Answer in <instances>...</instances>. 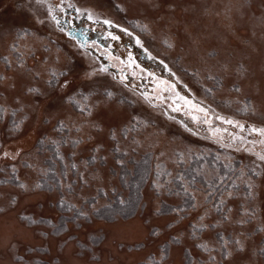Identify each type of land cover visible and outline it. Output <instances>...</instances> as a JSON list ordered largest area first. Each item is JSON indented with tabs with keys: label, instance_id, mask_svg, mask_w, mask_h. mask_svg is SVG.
<instances>
[{
	"label": "snow or ice",
	"instance_id": "1",
	"mask_svg": "<svg viewBox=\"0 0 264 264\" xmlns=\"http://www.w3.org/2000/svg\"><path fill=\"white\" fill-rule=\"evenodd\" d=\"M114 6L127 13L134 5ZM135 6L156 15L153 21L141 23L135 19L130 24L149 34L155 31L151 26L155 24L162 34V46L169 54L175 53L171 63L199 84L206 98L213 97V103L216 92L227 85L229 97L225 102L237 105L236 112L246 114L252 122L222 115L212 103L198 99L177 75L168 55H154L135 31L95 8L65 0H23L19 7L32 13L36 27L18 26L6 54L0 56L4 65L0 71V124L10 135L23 129L35 111L31 99L48 95L39 86L40 81L48 89L59 90L62 103L70 111L56 119L50 132L41 133L31 150L0 148V159L7 161V175L0 180L4 186L0 188V240L7 252L6 264H54L55 258L59 264H88L85 257L95 255L94 245L88 241L95 242L98 237L85 233L83 243L73 241L72 228L99 213L96 197H111L108 208L115 202L120 205V211L113 212L108 222L110 229L117 233L146 230L158 242L155 250L144 254L142 264H177L173 259L177 250L178 264H264V0L258 4L256 0H136ZM68 9L75 12L76 18L86 17L93 25L120 29L149 59L158 60L171 79L136 64L131 52L124 61L106 50L109 61L135 66L151 77L154 91L141 89L123 70L110 73L108 65L95 60L84 72L89 86L68 91L71 81L66 77L72 69L61 62L59 48L53 55L51 32L46 38L39 29L50 26L66 35L71 46L85 56L98 44L87 37L79 39L83 35L79 29L74 33L65 28L72 23L67 19ZM104 35L114 41L120 39L112 31ZM152 38L155 40V35ZM136 75L132 72L133 77ZM102 76H111L115 83L98 85L96 81ZM116 84L136 96L130 103L143 101L153 110L160 109L168 121L193 135L199 136L201 128L207 126L210 135L204 138L246 153L248 163H243L242 157L237 164L229 154L221 164L219 153L209 163L204 154L197 155L191 147L169 151L160 139L163 129L154 120L121 107L123 93L117 99ZM181 112L193 126L173 115ZM213 121L240 131L229 133L225 141L223 133L228 129L214 126ZM101 134L110 140L107 147L99 139ZM82 146L88 148L83 158ZM141 149L146 151L140 180L147 178L150 192H142L137 184V201L133 203L114 186L102 184L98 165L106 163L111 155L125 176L134 174L132 169L141 163L134 153ZM150 160L154 161L151 169L147 167ZM21 167L28 170L29 178L21 177ZM93 184L97 186L96 197H89L85 189ZM41 191L50 198L55 215L25 211L18 213L15 221L8 218V212L22 198ZM129 205L137 211H124ZM21 229H32L38 240L24 251L16 239ZM53 240L61 241L58 251ZM77 245L84 250L83 255L77 253ZM108 264L122 262L114 255Z\"/></svg>",
	"mask_w": 264,
	"mask_h": 264
},
{
	"label": "rangeland",
	"instance_id": "2",
	"mask_svg": "<svg viewBox=\"0 0 264 264\" xmlns=\"http://www.w3.org/2000/svg\"><path fill=\"white\" fill-rule=\"evenodd\" d=\"M54 2H59V0H54ZM68 2H75L78 6L82 7H93L98 13H103L104 16L112 18L114 21L123 24L125 27H129L130 30L135 31L137 35H140L142 40L145 42V46L149 48V50L154 54H160L161 58L163 56L168 55V60L171 63L173 56L175 53L169 54L167 50L162 46V34L159 31V28L153 24L151 25L155 31L152 34L143 33L139 28H136L134 23H129V21H134L135 19H140L141 23L153 21L156 13H146L142 8L136 5V0H65ZM259 0H256L258 4ZM23 3V0H0V56L6 54V49L8 44L12 40V35L15 33V30L18 26H26V27H36L34 21L32 19V13L27 9L19 7V5ZM116 3H126L129 5H134L129 7L127 13L119 11L115 8ZM147 17V20L144 17ZM45 37H48V33L51 32V39L55 42L53 55H55V49H60L61 62L68 64V66L72 69L71 74L66 77L71 81V85L68 91H71L72 88L77 86L88 87L89 82L84 80V72L88 70L89 65L95 60L96 63H101L100 59L94 57L91 52L88 50V55L85 56L81 51H78L69 43L70 38L66 35H61L55 30H52L49 26L48 28L41 27L39 29ZM155 35V40L152 38ZM135 42V41H134ZM136 44V43H135ZM141 49V48H140ZM129 51V50H127ZM143 51V49H142ZM122 50L115 52L113 56H119ZM39 55V53H37ZM158 61V60H157ZM115 66L121 68V64L114 60ZM141 66V65H140ZM173 69L177 71V75L180 76L185 83H188L192 88V93L196 95L198 99L205 100L207 103H212L213 108L217 112L222 115L232 116L236 120H240L241 122H252L248 119L247 115L244 113H237L235 104H228L225 100L229 97V92L227 91V85H225L224 89L218 90L215 95V102L213 103V97H205L203 89L197 84L194 80H192L189 76L185 75L183 72L179 71V65L171 63ZM145 68L144 66H141ZM158 69L160 75L163 78H168L169 74L163 69ZM4 65L3 61L0 60V71H3ZM147 69V68H146ZM149 70V69H148ZM110 73L113 71L109 70ZM137 75L135 76L134 84L140 86L141 89L144 90L143 84L144 79L147 78L146 73H141L140 68H137ZM96 83L98 85H112L115 81L112 80L111 76H102L99 78ZM151 84V85H150ZM39 86L44 89L45 92L48 93L46 96H36L31 99L30 103L35 107V111H32L30 119L26 122L25 126L21 131L14 134H9L6 130V126L4 124H0V148L7 147L9 149H14L16 147H21L25 151L31 150L34 145H36L37 138L44 132H50L53 124H55L56 119L58 117H63L70 111L66 105H64L60 99L59 90H51L48 89L43 81L39 82ZM150 86V87H149ZM147 91L153 92L155 86L153 83H148ZM178 89H180L178 85ZM114 91L117 93V99H121V93H123L124 103L121 107L124 108L125 111L131 112L135 110L136 112L142 113L145 117H150L155 121V125L159 128L163 129V134L160 139L162 144H166L169 151L172 149H184L186 147H191L196 154L207 151H221L222 156H227L231 154L233 159L241 160L242 157L243 163L247 164L248 159L246 153H238L233 151L230 148L221 147L219 143L214 139L204 138L209 136L206 128L204 126L201 128V132L199 136L193 135L192 133L187 132L183 127H181L178 123L173 121H168L165 117L160 114V109L153 110L147 106L146 103L140 101L136 104L130 103V101L135 100L136 96L127 90L121 89L119 84H116ZM192 93H186L188 95H192ZM165 96L168 95L167 92L163 93ZM11 95V94H10ZM166 107V105H164ZM28 111H31L29 109ZM173 115L177 116V120L184 119L189 126H193L190 118L185 117L183 112L181 113H173ZM214 126H218L221 128H227L228 132L223 133L225 141L228 140V134L232 132H239L240 130L235 128L234 126L225 125L220 121H213ZM195 127H199L196 125ZM241 134H247L241 133ZM99 139L103 141L105 147L110 144V140L106 134H101ZM67 151V149H65ZM81 157H86L88 154V148L82 146L81 149ZM146 149H141L134 153V156L139 158L141 154H144ZM50 155V153H48ZM45 165H47L46 160L43 157L40 158ZM7 161L0 159V169L4 171H0V180H3L4 176L7 175V169L5 168V164ZM100 168V174L103 177L102 184H107L110 188L115 187L116 189L121 188L119 183V168L115 165L114 160L111 155L106 163L98 165ZM20 175L22 178H29L28 170L24 167L20 168ZM4 187L0 184V188ZM96 185L93 184L90 188L85 189V193L87 196L96 194ZM149 191L148 185L146 183L143 192ZM99 205L105 203V199L98 198ZM2 206V205H0ZM11 211H16L17 214L20 212H43L44 214L55 215V211L53 210V205L43 191L38 192L36 194L30 195L26 198H22L20 203L16 206V208L11 209ZM108 222L105 220H101L98 218H91L90 220L84 222L82 225H77L72 228V239L73 241L79 240L83 243V237L85 233L89 236H96L98 239L93 242L89 240V244H93L95 248V255H88L87 261L91 264H108L109 261L112 260V257L115 255L119 258L122 264H137V262L142 261V257L149 250H155L157 247V241H153L147 231L145 230L143 234L134 236L133 239L119 238L118 235L114 234L115 232L108 227ZM71 227V226H70ZM141 232V231H139ZM116 236H112V235ZM63 236V234H61ZM112 236V246L109 247L105 243L107 239H110ZM16 239H18L21 243V251H24L25 248H30L33 244L38 243L37 241L30 240L28 238L27 232H19L17 234ZM163 238H161L162 240ZM54 245V249L58 251L59 245L61 243L60 240L52 241ZM76 251L79 255H83L84 250L79 248V245L76 247ZM108 252L106 256L104 252ZM177 252L173 253V259L178 261L180 259L177 258ZM179 253V252H178ZM54 264H59L58 258H55Z\"/></svg>",
	"mask_w": 264,
	"mask_h": 264
},
{
	"label": "flooded vegetation",
	"instance_id": "3",
	"mask_svg": "<svg viewBox=\"0 0 264 264\" xmlns=\"http://www.w3.org/2000/svg\"><path fill=\"white\" fill-rule=\"evenodd\" d=\"M67 19L72 21V23L65 25L66 29H71L74 33L77 29H79L83 33V37H87L89 41L95 40L98 42L97 46L90 47L89 51L92 55H94V57L100 59L101 63L108 65L109 70L113 71V73L119 74V72L123 70L130 81H135V77L132 76V72H135L137 67H129L126 64L121 65V68L116 67L114 60L109 61L108 59L106 50L110 51L113 55L115 52L121 49V60L127 61V54L128 52H131L136 64L144 66L145 68L149 69V71L154 72L156 75H160L158 74V68L162 69V67L159 62L157 60L149 59L144 51H142V49H140V47L135 44L134 40L130 39L126 34H122L120 29L114 27L109 28L108 26L102 24L93 25L86 19V17L76 18V14L72 9L67 10ZM93 28L95 31L92 30ZM85 29H87V31H85ZM106 31L114 32V34L120 36V39L114 41L111 38L106 37L104 35ZM146 77L147 78H145L143 81L144 83H142L144 90L148 89V83H152V78L148 76Z\"/></svg>",
	"mask_w": 264,
	"mask_h": 264
},
{
	"label": "trees",
	"instance_id": "4",
	"mask_svg": "<svg viewBox=\"0 0 264 264\" xmlns=\"http://www.w3.org/2000/svg\"><path fill=\"white\" fill-rule=\"evenodd\" d=\"M159 69V68H158ZM219 153L221 156V160L220 163L223 164L224 163V156H222L221 151H214V150H208L207 151H202L200 153H198V155L200 154H204V156L208 159L209 163H211L212 159L216 156V154ZM152 154L149 153V156H151ZM136 159H138L139 161H141V163H138L137 166L132 169V165H129V168L132 169V173L134 174H129L127 176H125L120 170H119V183L121 185V188L117 189L120 192H123L125 194V197L127 199H129L130 201H132L133 203H135L137 201V188L136 185L139 184L141 191L143 192V189L147 183V178H145L144 181L140 180V177L142 175H144V168L145 165L142 163L143 159H145L144 154H141V156L139 158L135 157ZM234 162H236L237 164H239L241 162V160L238 159H233ZM48 163V161H46ZM193 166H195V161L192 162ZM154 161L150 160L149 164L147 165V167L149 169H151L153 167ZM125 181H127V183H125ZM89 197H96L95 195H91ZM97 199L100 197H96ZM111 202V197L109 199H105V203L102 205H98L99 207V213L94 215V218H98L101 220H105V221H110L113 216L112 213L115 211H120V205L118 204V202H115L112 204V208H108L106 207V205L108 203ZM137 211V209L133 208L132 205H129L127 208L124 209V211ZM91 219V218H90ZM89 219V220H90ZM140 264H142V261H140Z\"/></svg>",
	"mask_w": 264,
	"mask_h": 264
},
{
	"label": "bare ground",
	"instance_id": "5",
	"mask_svg": "<svg viewBox=\"0 0 264 264\" xmlns=\"http://www.w3.org/2000/svg\"><path fill=\"white\" fill-rule=\"evenodd\" d=\"M8 215V218H10V219H12V220H16V216H17V212L16 211H11L10 213H8L7 214ZM17 224H18V222H17ZM23 231H25V232H27V235H28V238L30 239V240H33V241H37V239H36V237L33 235V230L32 229H21V231L20 232H23ZM115 232V231H114ZM143 232L144 231H141V232H139V231H135V230H130V231H128L127 233H117V232H115L114 234H116V235H118L119 236V238H121V239H124V238H129V239H133V237L134 236H138V235H140L141 233L143 234ZM17 234H19V232L17 233ZM112 235V236H116V235ZM141 234V235H142ZM112 236H110V239L108 240L107 239V241H106V245L107 246H109V247H113L112 245ZM54 241V240H53ZM3 241L2 240H0V264H6V262L8 261V256H7V252H6V250L4 249V247H3ZM105 253V255L107 256L108 255V252H104ZM178 252H177V258L179 259V256H178ZM86 260H87V258H85ZM88 264H91L90 262H88ZM93 264V263H92ZM131 264V263H130Z\"/></svg>",
	"mask_w": 264,
	"mask_h": 264
},
{
	"label": "water",
	"instance_id": "6",
	"mask_svg": "<svg viewBox=\"0 0 264 264\" xmlns=\"http://www.w3.org/2000/svg\"><path fill=\"white\" fill-rule=\"evenodd\" d=\"M79 39H83L84 37H83V35L82 36H80V37H78Z\"/></svg>",
	"mask_w": 264,
	"mask_h": 264
}]
</instances>
